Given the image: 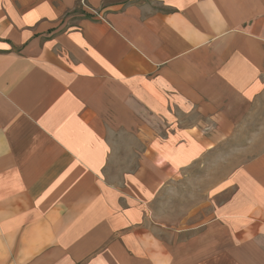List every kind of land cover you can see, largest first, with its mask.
I'll return each mask as SVG.
<instances>
[{
	"label": "crops",
	"instance_id": "1",
	"mask_svg": "<svg viewBox=\"0 0 264 264\" xmlns=\"http://www.w3.org/2000/svg\"><path fill=\"white\" fill-rule=\"evenodd\" d=\"M81 1L0 0V264H264V0ZM244 130L199 220L154 219Z\"/></svg>",
	"mask_w": 264,
	"mask_h": 264
},
{
	"label": "rangeland",
	"instance_id": "2",
	"mask_svg": "<svg viewBox=\"0 0 264 264\" xmlns=\"http://www.w3.org/2000/svg\"><path fill=\"white\" fill-rule=\"evenodd\" d=\"M127 2V4H130L135 0H128ZM79 8L92 11L86 0L80 2ZM248 132V130H244L235 141L225 144L220 153L215 154L216 151H214L203 161L192 164L189 167L190 173L187 177L177 180L163 191L156 203L159 208V213H157L159 215L154 219H170L177 224L180 221L192 224L199 220L202 212H196L188 217H186V214L203 199L206 200L209 197L217 182L244 163L256 150L263 148L247 145V142L250 141L248 140ZM263 132L252 131L255 134ZM255 134L251 137V140H254Z\"/></svg>",
	"mask_w": 264,
	"mask_h": 264
}]
</instances>
